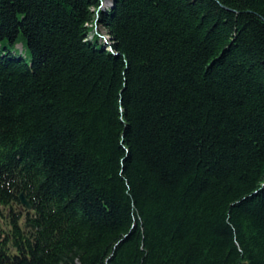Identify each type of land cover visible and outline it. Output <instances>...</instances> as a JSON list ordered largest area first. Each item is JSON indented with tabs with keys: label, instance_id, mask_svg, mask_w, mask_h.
Segmentation results:
<instances>
[{
	"label": "trees",
	"instance_id": "16d2710c",
	"mask_svg": "<svg viewBox=\"0 0 264 264\" xmlns=\"http://www.w3.org/2000/svg\"><path fill=\"white\" fill-rule=\"evenodd\" d=\"M3 210L0 264H264V0H0Z\"/></svg>",
	"mask_w": 264,
	"mask_h": 264
},
{
	"label": "water",
	"instance_id": "95a60500",
	"mask_svg": "<svg viewBox=\"0 0 264 264\" xmlns=\"http://www.w3.org/2000/svg\"><path fill=\"white\" fill-rule=\"evenodd\" d=\"M19 200H20V203L21 205L24 207V208H27L28 210L31 208L28 200L24 197L23 193H20L19 194Z\"/></svg>",
	"mask_w": 264,
	"mask_h": 264
},
{
	"label": "rangeland",
	"instance_id": "374dc122",
	"mask_svg": "<svg viewBox=\"0 0 264 264\" xmlns=\"http://www.w3.org/2000/svg\"><path fill=\"white\" fill-rule=\"evenodd\" d=\"M17 207H18V209H23V207L21 205H17ZM4 212H6V211L3 210V214L0 215V227H2V228L5 226L6 220H7V218H6L7 214Z\"/></svg>",
	"mask_w": 264,
	"mask_h": 264
}]
</instances>
